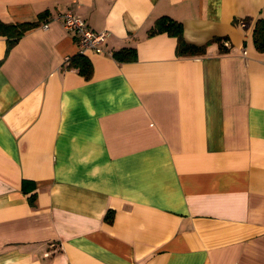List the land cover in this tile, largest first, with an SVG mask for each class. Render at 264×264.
<instances>
[{
    "label": "crops",
    "instance_id": "1",
    "mask_svg": "<svg viewBox=\"0 0 264 264\" xmlns=\"http://www.w3.org/2000/svg\"><path fill=\"white\" fill-rule=\"evenodd\" d=\"M66 10L108 30L88 79L74 35L41 28ZM164 15L227 51L178 55L149 32ZM257 18L264 0H0L33 24L8 51L0 35V264H264Z\"/></svg>",
    "mask_w": 264,
    "mask_h": 264
},
{
    "label": "trees",
    "instance_id": "2",
    "mask_svg": "<svg viewBox=\"0 0 264 264\" xmlns=\"http://www.w3.org/2000/svg\"><path fill=\"white\" fill-rule=\"evenodd\" d=\"M244 25L247 24V18L243 20ZM32 23H7L0 20V35L6 36L8 51L19 39V37L30 27ZM153 32H167L176 37V52L178 55H200L204 54L206 47L210 42H218L222 52L227 51V47L222 45V40L225 37L214 36L204 44H195L187 42L183 37L181 22L169 17L161 16L155 20L153 27L149 31ZM252 38L257 50L264 51V18H257L254 24ZM112 56L116 59L133 60L136 58V51L132 47H122L121 49L112 52ZM69 66L77 69V71L85 78H90L92 72V64L86 55L78 53L70 58ZM30 203L34 204V197H30ZM107 221L112 220L111 211H107L105 216Z\"/></svg>",
    "mask_w": 264,
    "mask_h": 264
},
{
    "label": "built area",
    "instance_id": "3",
    "mask_svg": "<svg viewBox=\"0 0 264 264\" xmlns=\"http://www.w3.org/2000/svg\"><path fill=\"white\" fill-rule=\"evenodd\" d=\"M54 20L59 21L66 31L74 35L78 53L86 55L88 51L103 52L102 45L108 36V30L97 31L90 28L82 17L71 10L45 17L41 23V28L46 29ZM241 23L244 25V22Z\"/></svg>",
    "mask_w": 264,
    "mask_h": 264
}]
</instances>
